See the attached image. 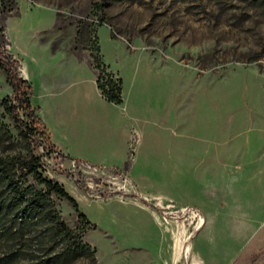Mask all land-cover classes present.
Here are the masks:
<instances>
[{
    "label": "rangeland",
    "instance_id": "obj_1",
    "mask_svg": "<svg viewBox=\"0 0 264 264\" xmlns=\"http://www.w3.org/2000/svg\"><path fill=\"white\" fill-rule=\"evenodd\" d=\"M0 50L29 68L37 107L41 84L64 89L81 139L105 143L94 127L122 123L84 80L89 55L124 75L129 102L138 91L156 102L143 106L138 161L136 144L124 166L107 156L96 170L74 168L6 112L16 94L0 68V156L19 176L41 155L44 176L88 186L78 202L87 220L52 197L96 249V262L73 264H264V0H0ZM131 66L143 83L133 90ZM22 182L43 188L34 176ZM9 249L0 242V257Z\"/></svg>",
    "mask_w": 264,
    "mask_h": 264
},
{
    "label": "trees",
    "instance_id": "obj_2",
    "mask_svg": "<svg viewBox=\"0 0 264 264\" xmlns=\"http://www.w3.org/2000/svg\"><path fill=\"white\" fill-rule=\"evenodd\" d=\"M92 59L98 70L100 92L108 101L122 104V78L119 77L118 82L112 79L104 82V75H111V72L107 73L108 66L99 54H92ZM0 68L6 73L16 94L15 99L5 98L6 112L15 119L30 141L37 142L44 136L46 142L56 148L45 133V127L41 126V109L32 103V87L22 74L21 63L13 55L0 50ZM21 111L29 119L28 122L21 118ZM13 161L0 156V242L10 245L8 252L0 257V264H23L28 253H31L28 264H73L81 258L96 262V249L84 242L82 236L75 234L62 219L53 202V195L72 203L80 218L87 220V216L79 211L78 201L62 183L39 171L41 155L34 154L31 160L25 161L19 176L13 172ZM28 176H34L43 188L23 183L22 180ZM75 183L88 192L85 184L80 181Z\"/></svg>",
    "mask_w": 264,
    "mask_h": 264
},
{
    "label": "crops",
    "instance_id": "obj_3",
    "mask_svg": "<svg viewBox=\"0 0 264 264\" xmlns=\"http://www.w3.org/2000/svg\"><path fill=\"white\" fill-rule=\"evenodd\" d=\"M84 62V61H83ZM89 64L92 67L93 73L87 78L84 77V80L90 81L93 83L94 88L96 90L97 95L100 97V104L103 107L104 111L109 112L110 110L115 111V114H120L122 117V123L113 124L112 122L109 125L105 126V128H101L100 125H96L93 130L97 132H102L105 129L107 132V136L105 139V143L102 140H84L80 138V133L83 131V127L81 126L78 117H75L73 114L74 109L72 106H68L66 100L63 97V88H52L51 82L44 83V87H40V104L39 108L41 109L40 115L45 117L42 119L45 126L48 129V133L50 135V139L52 143L56 146L58 150H60L64 155L68 158H74L79 160H84L92 164H101L97 162V159H105L108 157L116 158V163L114 164H106L110 166H124L130 157L131 154V140L132 135L136 131L139 134L138 146L136 149V158H140V151L142 147V138L146 135V128L141 129V119L140 116L144 112L143 106L147 105L148 110L152 106V104H156V102L152 101L151 94H145V91L139 92L138 102L131 103L127 100L125 95V85L123 89V99L124 102L120 105L114 104L108 101L100 92L97 85V77L98 70L95 68L93 64V59L91 55H89ZM85 63V62H84ZM84 66V65H83ZM85 68V66H84ZM114 72L118 77L122 78L124 81L125 77L120 72ZM131 88L132 90L137 86H142L141 77L139 76V69L136 66L129 67ZM22 73L26 79H31L29 75V68L25 65L22 67ZM26 73V74H25ZM151 76V71H150ZM149 76V77H150ZM140 84V85H139ZM150 88V85H148ZM152 91V90H151ZM33 103V99H32ZM158 104V103H157ZM36 106L35 103H33ZM37 107V106H36ZM73 111H71L72 109ZM118 112V113H117ZM99 138V137H97ZM138 153V155H137ZM97 158V159H96ZM166 158H163V160ZM162 160V161H163ZM60 183L64 185L67 191L78 201L80 202L84 199V192L80 187L73 181H63L58 179ZM69 183L71 185V190L66 187V184Z\"/></svg>",
    "mask_w": 264,
    "mask_h": 264
},
{
    "label": "built area",
    "instance_id": "obj_4",
    "mask_svg": "<svg viewBox=\"0 0 264 264\" xmlns=\"http://www.w3.org/2000/svg\"><path fill=\"white\" fill-rule=\"evenodd\" d=\"M21 71H22V69H21ZM109 72H111V75L105 74L104 75V82H108L109 79H112L114 82H118V78L119 77L114 72H112L109 69H107V73H109ZM138 140H139V134H138V132L135 131L133 133V135H132V140H131L132 147L138 143ZM39 146H40V149H41V151L43 153H45V151H48L53 156L58 157L60 160L61 159H63V160L68 159L69 161H71L72 166L74 168L75 167H81V166L82 167H85V168H88V169H94V170L98 169V167L101 168L100 167L101 165L92 164V163H89V162L84 161V160H79V159H74V158H68L66 155H63V153L60 150H58L57 148H52L50 146V144L47 143V142H43V143L40 142L39 143ZM87 188H88V186H87Z\"/></svg>",
    "mask_w": 264,
    "mask_h": 264
},
{
    "label": "bare ground",
    "instance_id": "obj_5",
    "mask_svg": "<svg viewBox=\"0 0 264 264\" xmlns=\"http://www.w3.org/2000/svg\"><path fill=\"white\" fill-rule=\"evenodd\" d=\"M26 74V73H25ZM203 225V224H202ZM199 231V230H198ZM185 252H187V250L185 251Z\"/></svg>",
    "mask_w": 264,
    "mask_h": 264
}]
</instances>
